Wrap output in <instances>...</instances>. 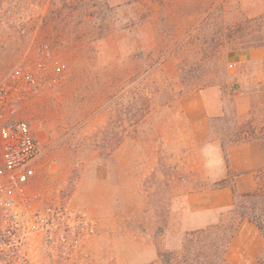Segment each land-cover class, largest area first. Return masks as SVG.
<instances>
[{
  "label": "rangeland",
  "instance_id": "1",
  "mask_svg": "<svg viewBox=\"0 0 264 264\" xmlns=\"http://www.w3.org/2000/svg\"><path fill=\"white\" fill-rule=\"evenodd\" d=\"M263 12L264 0H0V71L53 51L23 115L42 146L38 180L99 220L92 264L183 257L181 197L222 187V143L251 125L264 140V62L239 59L264 47ZM256 178L236 190H258L264 210V169ZM230 208L208 226L238 230Z\"/></svg>",
  "mask_w": 264,
  "mask_h": 264
},
{
  "label": "built area",
  "instance_id": "2",
  "mask_svg": "<svg viewBox=\"0 0 264 264\" xmlns=\"http://www.w3.org/2000/svg\"><path fill=\"white\" fill-rule=\"evenodd\" d=\"M48 45L0 71V264H92L99 220L38 180L42 146L25 109L50 83Z\"/></svg>",
  "mask_w": 264,
  "mask_h": 264
},
{
  "label": "crops",
  "instance_id": "3",
  "mask_svg": "<svg viewBox=\"0 0 264 264\" xmlns=\"http://www.w3.org/2000/svg\"><path fill=\"white\" fill-rule=\"evenodd\" d=\"M239 59L263 63L264 47L250 48L241 53ZM256 96H258L257 92L249 98L255 99ZM220 149L223 151L222 146ZM225 153L228 162L225 164V173L220 179L227 180L228 184L218 189L187 193L181 197L182 210L188 213L185 225L189 230L204 228L215 223L223 210L232 207L234 192L230 184L240 191L254 189L257 185L256 173L264 169V140L256 138L228 144ZM231 175L233 178L229 183L228 179ZM252 226L250 221L243 220L236 235L233 236L227 254L231 264H260L257 257L264 241ZM248 231H251V236L247 235Z\"/></svg>",
  "mask_w": 264,
  "mask_h": 264
},
{
  "label": "trees",
  "instance_id": "4",
  "mask_svg": "<svg viewBox=\"0 0 264 264\" xmlns=\"http://www.w3.org/2000/svg\"><path fill=\"white\" fill-rule=\"evenodd\" d=\"M259 23V27L264 29V12L258 15L255 19ZM262 31V30H261ZM262 37H264L262 35ZM250 139L257 135V128L251 125ZM264 133L261 134V136ZM257 137H255L256 139ZM260 138V136H259ZM249 139V138H248ZM239 142V141H237ZM236 143L232 141L229 143H222L223 150L228 144ZM228 184L227 180H222L219 185L225 186ZM233 189L236 199L233 206L228 210L231 214L238 217L239 223L247 219L254 223L262 235L264 236V210L258 205V190L255 192L237 193L233 184H230ZM239 225V224H238ZM237 230V226L225 228L223 224H215L206 228L196 229L190 232L186 238V244H190V248L186 251L183 257H179L176 261H167L168 264H231L228 261L227 254L229 244ZM185 245V244H184ZM261 263L264 264V259L260 258Z\"/></svg>",
  "mask_w": 264,
  "mask_h": 264
}]
</instances>
